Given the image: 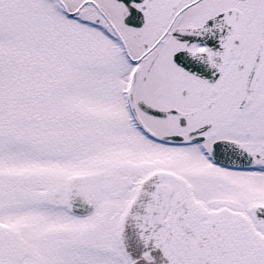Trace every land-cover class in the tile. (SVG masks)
Instances as JSON below:
<instances>
[{
    "label": "snow or ice",
    "instance_id": "6c2138e0",
    "mask_svg": "<svg viewBox=\"0 0 264 264\" xmlns=\"http://www.w3.org/2000/svg\"><path fill=\"white\" fill-rule=\"evenodd\" d=\"M0 264H264V0H0Z\"/></svg>",
    "mask_w": 264,
    "mask_h": 264
}]
</instances>
